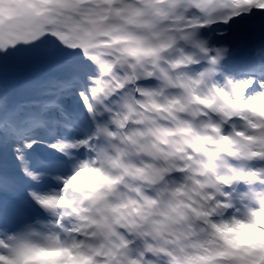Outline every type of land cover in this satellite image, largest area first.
I'll return each instance as SVG.
<instances>
[{
	"label": "snow or ice",
	"instance_id": "obj_1",
	"mask_svg": "<svg viewBox=\"0 0 264 264\" xmlns=\"http://www.w3.org/2000/svg\"><path fill=\"white\" fill-rule=\"evenodd\" d=\"M0 264H264V0H0Z\"/></svg>",
	"mask_w": 264,
	"mask_h": 264
}]
</instances>
